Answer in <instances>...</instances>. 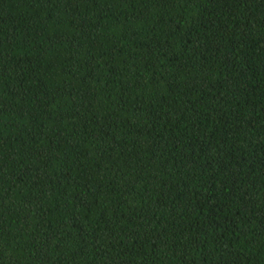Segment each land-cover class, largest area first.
Wrapping results in <instances>:
<instances>
[{"label": "trees", "instance_id": "16d2710c", "mask_svg": "<svg viewBox=\"0 0 264 264\" xmlns=\"http://www.w3.org/2000/svg\"><path fill=\"white\" fill-rule=\"evenodd\" d=\"M0 264H264V0H0Z\"/></svg>", "mask_w": 264, "mask_h": 264}]
</instances>
